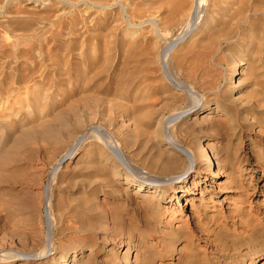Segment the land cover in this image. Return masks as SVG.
Listing matches in <instances>:
<instances>
[{
    "label": "rangeland",
    "instance_id": "obj_1",
    "mask_svg": "<svg viewBox=\"0 0 264 264\" xmlns=\"http://www.w3.org/2000/svg\"><path fill=\"white\" fill-rule=\"evenodd\" d=\"M75 1L78 0H48L49 4L46 0H0V149L5 145L13 146V141H17L21 133L30 130L31 124L51 122V117L61 112L70 117V101L82 94L80 85H70V66L88 49L96 58L97 65L94 67H98L89 69L90 74L103 71L85 91L103 99L121 98L118 97L121 96L120 88L114 78L121 57L127 52L132 57L135 54L136 59L139 57V61L143 62V53L146 51L151 49L153 52L156 49L154 53L151 52L152 55L163 52L167 42L169 44L174 38L177 39L187 29L183 25L187 24L185 17L192 0H166L164 4L161 2L163 0H122L123 6L119 0H85L92 6L87 3L77 7L73 6ZM177 1L184 3L186 13L173 9ZM109 2H114L113 11L100 10L101 6H107ZM202 3L203 13L197 24L199 28L209 15L221 9L224 2L204 0ZM155 4L156 11L150 7ZM168 14L172 16L169 15L172 20L169 23ZM118 15L125 18L120 19ZM133 15L135 20L131 18ZM143 19L148 20L150 25L147 23L133 29L126 24L131 22L137 25ZM111 26L115 30H111L114 29H110ZM196 34L197 39H200V29ZM122 42L133 43L135 51L131 52L130 47L127 51L123 50ZM188 42L177 47L178 50L172 53L174 57L184 56L183 53L186 55ZM214 48L217 50V44L208 51L207 48H195L188 52L178 67L180 71L169 66V73H173L171 78L197 94L205 92L203 90L208 88L209 82L217 86L223 84L228 78L227 64L220 55L212 62L209 60L215 54ZM107 57L111 59V64L103 68V61ZM171 57L169 54L165 56L167 66L172 61ZM132 61L130 65L134 63ZM130 69L131 66L125 71L129 72ZM262 69L260 73L263 80L264 62ZM149 77L152 79L156 76ZM238 78L235 77V80ZM255 97L256 101L252 99L245 108H231L232 119L238 125L237 132L234 136L220 138L223 141H217L214 145L212 152L219 161L217 165L216 161L209 165L211 172L193 173L195 175L185 194L181 193L187 187L182 190L176 185L166 188V199L160 202L166 215L161 221L152 220L155 229L143 228L139 264H264V102H261V96ZM82 110L83 113L80 111L76 115H80L78 120L85 121L89 108ZM97 110L102 114L105 108L98 106ZM117 116L118 113L114 111L110 118L117 119ZM107 130L111 136L108 140L115 141L116 145L118 143L120 150L128 155L131 150L127 149L121 137ZM33 138H30V141L34 140L31 143L28 141L29 144L16 147L12 151L13 161L10 159L2 169L5 177L0 180V196H3L4 203L3 208L0 207V264H32L9 261L4 257L33 253L44 248L53 252V246L56 250L60 247L59 241L63 243L64 249L70 251L75 247H83L87 236L96 239V243L99 242L97 238L102 236L87 234L80 228L76 215L71 213V209L78 207V201L88 189L85 178L92 174L77 166L92 161L86 156V151L98 142L86 144L77 152L76 165L73 160L60 165L56 174L58 176L53 180V167L68 147L67 140L56 144L39 137L36 140ZM204 143L209 144L210 139H205ZM74 176L79 182H72ZM104 195L107 194L99 192L97 196L103 209L101 207L93 212L92 220L107 226L111 235L123 233L126 238L128 232L135 235L139 233V230L129 229L126 225L118 227L111 220L108 207L112 199ZM56 201L58 204L65 201V209L55 206L57 210L53 207L52 217L51 204L54 206ZM121 213L128 219L134 217L135 223L140 218L138 224L143 226L144 215L141 210L137 212L132 205L126 204ZM116 247L114 255L122 256L126 246ZM83 249L86 251V248ZM133 257L134 253L130 255V260H134Z\"/></svg>",
    "mask_w": 264,
    "mask_h": 264
},
{
    "label": "bare ground",
    "instance_id": "obj_2",
    "mask_svg": "<svg viewBox=\"0 0 264 264\" xmlns=\"http://www.w3.org/2000/svg\"><path fill=\"white\" fill-rule=\"evenodd\" d=\"M46 1L48 2V0ZM119 1L120 4L124 2L122 0ZM203 1L192 0L190 2L187 16L185 17L187 24L183 25V28L185 26L187 29L180 33L177 39L170 40L172 42L169 44L167 42L166 47H163V52L153 55L151 54V49L145 53L141 52L144 54V60L140 62L139 57L136 59L135 54L132 53V57L126 52L129 47L132 52L133 49H136V46L130 42H127L128 44L122 42L121 47L124 48L123 50H126L122 51L126 53L121 57L118 73L116 72L114 76L115 83L120 88L119 93L121 96L118 97L121 98L103 99L90 95L88 94L89 91H85L92 81L103 71L99 69L101 72L98 74H90L89 69L95 68L94 66L97 63L96 58L88 49L83 55L81 54V57L78 59L76 57L77 61L73 62L70 66V85H80L82 93L77 99L74 98V101L71 102L69 100L68 110L71 111L70 117L65 115L66 113L61 112L51 117L53 118L51 122L44 123L41 121L42 123L39 122L37 125H34L36 123L31 124V131L26 130L24 132L25 129L22 130L24 133L20 132L21 134L18 135L20 137L17 141H13V146L7 147L5 145V147L0 149L1 180L5 177L2 169L9 163L13 154L12 151L16 150V147L27 144L28 141L30 143L34 141H30L31 137H39L56 144H61L67 140L68 147L65 148V151L52 170L54 180L60 165L70 160H73L75 162L74 165H76L77 152L86 144L89 145L93 141L98 142V144L95 143L96 146L92 144V147H89L86 151V156L88 155V159L92 161L88 162L87 165L78 164L77 166L78 168L82 167V170L91 171L92 174H89L90 177L85 178V181L88 182V189L83 196H81L82 194L80 195L81 199L78 201V207L72 208L71 213L76 215L80 228L87 234L92 235L95 233L96 235H102L97 238L98 243L95 242L96 239L94 240L91 236H87L86 242L83 241V247L86 248L87 252L83 247H75L68 251L62 247L63 243L59 241L58 245L60 247L56 250L53 246V252L48 248H44L41 251L27 254H11L4 258H7L9 261H24L26 263L31 262L32 264H119L120 262L122 264H139V253L142 252V244L140 242L144 234L143 228H154V225L151 224L152 220L159 219L158 221H161L166 215L165 209L160 204L161 200L166 199V188L176 185L182 190L189 185L192 176L195 175L193 173L198 171L204 173L211 172L209 165L213 161H216L217 165L219 161L218 157L212 152L214 145L217 141H223L220 138L229 137L230 135L234 136L237 132L238 125L232 119L231 108H245L247 104L252 102V99L256 101L255 96H261L263 100L261 102H264V79L262 80L260 73L263 70L262 65L264 62V0H223L224 3L221 9L218 8L214 12V15H209L199 28L197 24L199 23V16H201V12L203 11L201 10ZM64 2L66 3V1ZM161 2L164 4L167 1L163 0ZM87 3L85 0H78L73 2V6L77 7ZM160 3L158 4L161 5ZM95 5L97 4L95 3ZM155 6L157 7L156 4L154 7H150L155 9ZM100 8V10L113 11L115 9L114 2ZM185 8L183 2L177 1L173 9L179 13L181 11H185L186 13ZM169 15L171 16V14H168V19L170 20ZM132 17L134 18V15ZM122 18L120 17V19ZM177 18L180 17L177 16ZM148 22V20L143 19L137 25L131 22L126 24L136 29ZM176 25H179V23ZM113 26L110 29L114 28ZM199 29L202 34L199 37L200 39H197L196 33ZM111 30H115V28ZM123 38L122 41L124 40ZM187 42L186 55L195 48H207L206 50L208 51V49L217 44V50L214 48L215 54L211 52L214 55L208 59L212 62L218 55L223 56L222 58L225 59L228 78L223 81V84L217 86L218 84H210L209 82L207 83L208 88L203 90L205 92L197 94L181 84V82L179 84L176 82L177 80L175 81L171 78V74L173 77V73H169V66L173 69L180 68L181 63L186 58L185 53H183L184 56L176 55L175 57L172 53L179 45ZM168 54L169 57L173 56L171 57L172 61L170 65L167 66L165 56L168 57ZM178 54L180 55L179 52ZM131 60L134 62L132 65H130ZM103 62V68H108L111 64V59L107 57ZM129 66L132 69L126 72L125 70ZM153 66L155 67L154 71H151ZM138 68L141 71H137ZM179 68L178 70L180 71ZM149 76L156 77L151 79ZM235 77H239L238 80H235ZM116 89L119 90L118 88ZM98 106L105 108L102 114L97 110ZM255 106L258 105L255 103ZM86 107L89 108L86 115L87 119L85 121H83L84 119L82 121L78 120L80 115L76 114L80 111L83 113L82 109H86ZM259 108L261 107L259 106ZM114 111L118 113L117 119L110 118V115ZM44 121L47 120L45 119ZM103 125L108 128L109 132L121 137L127 149L131 150L128 152V155L120 150L117 146L118 143L116 145L115 141L108 140L110 135L106 132L107 129ZM227 130L228 132H226ZM59 133H61V136L58 137ZM76 133L78 134L75 135ZM205 139H210V143H207V145H205L206 143L203 144ZM100 147L104 148L100 149ZM75 179L76 176H74ZM74 180L72 182H79ZM187 190L188 187L181 194H185ZM99 192L102 194L103 192L104 194L106 193L107 195L104 196L112 199V204L108 207V214H110L111 220L118 227L126 225L129 229L134 228L135 230H139V233L136 232L137 234L135 235L128 232L126 233V238L123 236V233H120L118 236L111 235L108 233L107 226L104 227L95 220H92L93 212L98 211L102 207L100 205L102 202L97 197ZM2 197L0 196V200L2 199L0 201L1 208L4 206ZM64 203L65 201L58 204L56 201L54 206L53 203L51 204L50 211L52 217L53 207L56 206L64 210ZM126 204L132 205L136 208L137 212L141 210V213L144 215L142 227L138 224L141 221L139 215L138 223L134 222V217L132 216L129 219L127 216H123L121 209ZM40 244L41 242H39ZM49 244L51 245V243ZM116 246H126L125 252L120 257L114 255ZM132 253H134V260H130L129 258Z\"/></svg>",
    "mask_w": 264,
    "mask_h": 264
}]
</instances>
